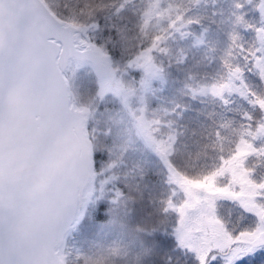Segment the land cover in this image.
Masks as SVG:
<instances>
[{
    "label": "snow or ice",
    "instance_id": "obj_1",
    "mask_svg": "<svg viewBox=\"0 0 264 264\" xmlns=\"http://www.w3.org/2000/svg\"><path fill=\"white\" fill-rule=\"evenodd\" d=\"M43 232L50 264H264V0H0V264Z\"/></svg>",
    "mask_w": 264,
    "mask_h": 264
},
{
    "label": "water",
    "instance_id": "obj_2",
    "mask_svg": "<svg viewBox=\"0 0 264 264\" xmlns=\"http://www.w3.org/2000/svg\"><path fill=\"white\" fill-rule=\"evenodd\" d=\"M88 143H89V147L93 150L91 140ZM78 152L79 150H77V155H76L77 162H78ZM63 182H64L63 191L65 194L68 195L74 194L78 188L84 187L82 184L78 183V176L75 173L65 177ZM48 249H49V233L43 232L37 237L35 245L30 251L34 258L40 260L41 264H50L51 256L49 254Z\"/></svg>",
    "mask_w": 264,
    "mask_h": 264
},
{
    "label": "trees",
    "instance_id": "obj_3",
    "mask_svg": "<svg viewBox=\"0 0 264 264\" xmlns=\"http://www.w3.org/2000/svg\"><path fill=\"white\" fill-rule=\"evenodd\" d=\"M91 142H92V148H93V151L95 150V144H94V142L91 140Z\"/></svg>",
    "mask_w": 264,
    "mask_h": 264
}]
</instances>
